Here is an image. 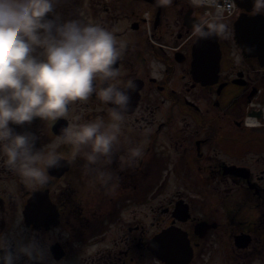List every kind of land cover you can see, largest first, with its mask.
<instances>
[{"label":"flooded vegetation","instance_id":"af4514ba","mask_svg":"<svg viewBox=\"0 0 264 264\" xmlns=\"http://www.w3.org/2000/svg\"><path fill=\"white\" fill-rule=\"evenodd\" d=\"M101 1L88 6L84 22L126 41L118 78L120 86L135 82L130 103L137 101L125 113L111 162L91 170L58 133L73 120L110 119L95 94L72 102L67 117L12 125L36 133L37 148L57 142L63 158L43 186L0 166V233L13 247L32 238L46 247L43 260L21 254L16 264H264V64L243 55L228 24L216 31L215 83H197L191 27L202 18L200 7L186 0ZM79 2L58 0L57 11L82 20ZM247 15L264 20V0ZM135 146L141 153L133 158ZM97 167L113 179L101 183ZM166 228L184 235L189 259L165 263L158 249H147ZM54 245L62 258L54 259Z\"/></svg>","mask_w":264,"mask_h":264},{"label":"clouds","instance_id":"9594fccd","mask_svg":"<svg viewBox=\"0 0 264 264\" xmlns=\"http://www.w3.org/2000/svg\"><path fill=\"white\" fill-rule=\"evenodd\" d=\"M57 4L58 0H0V166L31 186L47 184L49 170L62 167L63 158L57 142L37 148L36 133L17 132L12 125L37 117H67L72 102L95 94L107 104L110 119L73 120L58 133L91 170L99 161L111 162L131 107L129 90L136 86L132 80L120 86L118 78L117 61L126 41L101 23L62 17ZM214 28L224 32L226 25L220 22ZM129 152L134 158L141 149L135 146ZM95 178L104 184L113 179L102 167L95 168ZM45 251L35 238L13 247L0 233V264H16L21 254L29 261L43 260Z\"/></svg>","mask_w":264,"mask_h":264},{"label":"rangeland","instance_id":"374dc122","mask_svg":"<svg viewBox=\"0 0 264 264\" xmlns=\"http://www.w3.org/2000/svg\"><path fill=\"white\" fill-rule=\"evenodd\" d=\"M105 1V0H104ZM96 2V4H103L101 0H83V3L80 7V13L83 21H88L89 19V13L87 12V8H89V5H93V3ZM69 261L64 262L63 264H69Z\"/></svg>","mask_w":264,"mask_h":264},{"label":"water","instance_id":"95a60500","mask_svg":"<svg viewBox=\"0 0 264 264\" xmlns=\"http://www.w3.org/2000/svg\"><path fill=\"white\" fill-rule=\"evenodd\" d=\"M202 77H206V76L205 75L204 76L202 75Z\"/></svg>","mask_w":264,"mask_h":264}]
</instances>
